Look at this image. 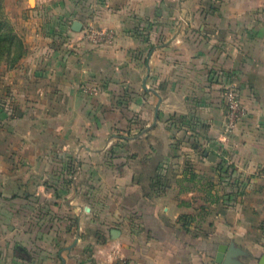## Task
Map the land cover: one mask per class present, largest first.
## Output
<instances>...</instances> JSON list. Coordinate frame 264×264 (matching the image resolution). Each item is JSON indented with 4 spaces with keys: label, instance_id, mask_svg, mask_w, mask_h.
<instances>
[{
    "label": "crops",
    "instance_id": "0c3cea01",
    "mask_svg": "<svg viewBox=\"0 0 264 264\" xmlns=\"http://www.w3.org/2000/svg\"><path fill=\"white\" fill-rule=\"evenodd\" d=\"M3 1L0 264H264V0Z\"/></svg>",
    "mask_w": 264,
    "mask_h": 264
},
{
    "label": "built area",
    "instance_id": "2783aa9c",
    "mask_svg": "<svg viewBox=\"0 0 264 264\" xmlns=\"http://www.w3.org/2000/svg\"><path fill=\"white\" fill-rule=\"evenodd\" d=\"M86 39L93 43L96 46L102 45L104 43L112 42L114 36L112 31L106 29H99L95 27H88L86 29ZM82 89L87 94H97L100 91L98 85H83ZM225 106H226V123H225V132L226 134L232 133L239 122L242 120L245 115V109L243 107L242 99L238 89L229 85L225 88L223 93ZM213 264H218L213 263Z\"/></svg>",
    "mask_w": 264,
    "mask_h": 264
},
{
    "label": "trees",
    "instance_id": "16d2710c",
    "mask_svg": "<svg viewBox=\"0 0 264 264\" xmlns=\"http://www.w3.org/2000/svg\"><path fill=\"white\" fill-rule=\"evenodd\" d=\"M4 10V1L0 0V64L5 63L8 69H14L25 56L27 48L23 38L15 32ZM219 167L223 169L224 166L222 164ZM229 169L227 167L225 171Z\"/></svg>",
    "mask_w": 264,
    "mask_h": 264
},
{
    "label": "water",
    "instance_id": "95a60500",
    "mask_svg": "<svg viewBox=\"0 0 264 264\" xmlns=\"http://www.w3.org/2000/svg\"><path fill=\"white\" fill-rule=\"evenodd\" d=\"M34 0H31V3L33 4ZM73 29L75 31H80L82 29V22L75 21L73 24ZM210 159L215 160V156L211 158V154H208ZM112 235L114 238H118L120 235V231L117 229H114L112 231ZM241 254H245V252L237 247L235 244L228 245H221L219 247V252L216 256V262L218 264H243L239 258Z\"/></svg>",
    "mask_w": 264,
    "mask_h": 264
},
{
    "label": "rangeland",
    "instance_id": "374dc122",
    "mask_svg": "<svg viewBox=\"0 0 264 264\" xmlns=\"http://www.w3.org/2000/svg\"><path fill=\"white\" fill-rule=\"evenodd\" d=\"M34 3H35V0H34V2H33V5H34ZM4 9H5V8H4ZM4 12H5V14L8 16V14H7L6 10H4ZM8 17H9V16H8ZM11 25L13 26V28H14L15 32L17 33V30H16V27H15V25H14L13 23H11ZM2 64H5V63H2ZM2 64H0V66H1Z\"/></svg>",
    "mask_w": 264,
    "mask_h": 264
}]
</instances>
